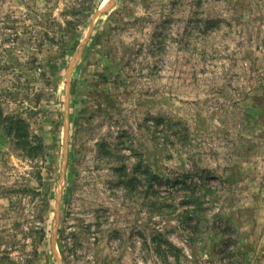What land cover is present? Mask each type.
I'll use <instances>...</instances> for the list:
<instances>
[{
  "label": "rangeland",
  "instance_id": "374dc122",
  "mask_svg": "<svg viewBox=\"0 0 264 264\" xmlns=\"http://www.w3.org/2000/svg\"><path fill=\"white\" fill-rule=\"evenodd\" d=\"M0 111V264H264V0H0Z\"/></svg>",
  "mask_w": 264,
  "mask_h": 264
},
{
  "label": "trees",
  "instance_id": "16d2710c",
  "mask_svg": "<svg viewBox=\"0 0 264 264\" xmlns=\"http://www.w3.org/2000/svg\"><path fill=\"white\" fill-rule=\"evenodd\" d=\"M0 126H2L7 131V133L13 137L16 145L21 150H23L26 154H28L29 156H33L36 153L39 147L31 141L29 125L24 119H18V118L15 119L10 116L3 117V113L0 111ZM117 170L120 171L119 169ZM146 178H147L146 183L150 184V181H151L150 177L147 176ZM167 182L169 183L170 181H167ZM181 183L187 190V191H184V195H183V198L185 200L184 202H186L188 205L190 204L194 206V209H187V211L185 212L183 211V217L189 215L190 213H195V212H197L198 214H201V211L203 208V202L205 201L207 194L211 193L214 195L216 192L213 189L208 188L206 185H203L204 186L203 190L197 187L200 185H197V184L193 186L192 184L189 185L186 179L182 181ZM228 228H232V227L229 225L227 226L225 231L219 230L218 234L226 238L225 234ZM232 230L235 232L234 229ZM191 239L194 241L196 240V237H191ZM161 242L162 241H157L156 247H155L156 252L159 255H163L166 259L170 255L173 254L172 253L173 249L179 250L173 243H171L170 241L166 239H163V242L167 244L168 249H164L162 247L163 245ZM237 243H238V238H235L232 241V245L233 244L237 245Z\"/></svg>",
  "mask_w": 264,
  "mask_h": 264
}]
</instances>
